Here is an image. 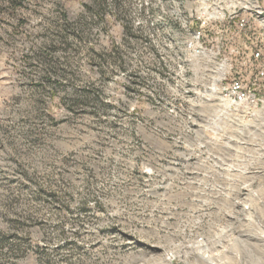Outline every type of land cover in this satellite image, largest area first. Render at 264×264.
<instances>
[{"label": "rangeland", "instance_id": "374dc122", "mask_svg": "<svg viewBox=\"0 0 264 264\" xmlns=\"http://www.w3.org/2000/svg\"><path fill=\"white\" fill-rule=\"evenodd\" d=\"M226 2L0 0V264L262 244L264 82L256 105L218 104Z\"/></svg>", "mask_w": 264, "mask_h": 264}, {"label": "bare ground", "instance_id": "6f19581e", "mask_svg": "<svg viewBox=\"0 0 264 264\" xmlns=\"http://www.w3.org/2000/svg\"><path fill=\"white\" fill-rule=\"evenodd\" d=\"M229 1V0H227ZM243 15H233L231 16V24H227L230 26V33L228 36L221 40V37L217 36L219 40H221V45L217 46L215 52L213 54V69L217 72L220 76V82H223L226 78L228 73V67H235L239 64V41L238 38L243 37L245 35V31L249 30V34L246 37H243L241 43V51H248V47H252L254 44V38L264 44V0H233L230 1V13H241ZM228 13V4H225L224 10L219 9L215 12L213 19L219 21L220 24H224L223 17L227 16ZM210 19V18H207ZM191 30L197 31V39L201 37L203 38L202 34H200L199 24H190ZM250 27V28H249ZM259 73H252V79L254 81L257 78L254 75H258ZM263 84V82H262ZM261 84V85H262ZM261 87V86H260ZM214 90V88H212ZM220 89V85L216 86V91L218 92ZM226 103L229 104H242V105H256L258 100L256 97L247 98H238L236 101V96H229L226 98ZM259 234V233H256ZM243 235H248L244 234ZM261 242L259 243H251L250 241L243 240L237 237L236 241L233 242L231 247H229V253L232 256L233 260H230L229 263L226 264H241V259L238 257L239 255L243 256L245 254L249 257L250 264H264V229H261L260 232ZM252 237L253 235L250 234ZM257 236H254L256 238ZM258 238V237H257ZM244 241L243 243L239 242V240ZM200 243V242H199ZM227 250V249H226ZM197 254L199 263L198 264H225L221 263L220 260L215 259L210 253L209 249L205 247L203 244H199L197 246Z\"/></svg>", "mask_w": 264, "mask_h": 264}, {"label": "built area", "instance_id": "2783aa9c", "mask_svg": "<svg viewBox=\"0 0 264 264\" xmlns=\"http://www.w3.org/2000/svg\"><path fill=\"white\" fill-rule=\"evenodd\" d=\"M230 1L228 4V13L227 16L223 17L224 19V28L222 32L227 31V24H231V16L233 15H243L241 13H230ZM207 8V2H205ZM193 8V16H194ZM216 17L214 19V22ZM213 22V24H214ZM250 28V27H249ZM249 34V30L245 31L246 37ZM211 35V28H207L206 37ZM243 37L238 38L239 41V64L235 67H228V73L223 82H220V89L216 94V97L219 98V105L226 106V98L229 96H236V101L238 98H251L258 97L259 93H256V84L258 82H264V44L258 41L257 36L254 38V44L252 47H248V51H241V43ZM211 47V45H207ZM205 71V69L203 70ZM259 73V81H250V74Z\"/></svg>", "mask_w": 264, "mask_h": 264}]
</instances>
